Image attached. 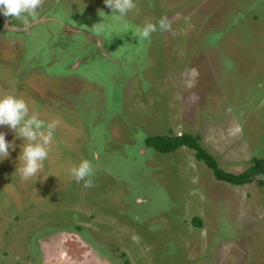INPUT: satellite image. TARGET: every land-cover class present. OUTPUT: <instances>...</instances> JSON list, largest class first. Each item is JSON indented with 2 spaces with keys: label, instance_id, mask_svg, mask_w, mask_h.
Returning <instances> with one entry per match:
<instances>
[{
  "label": "rangeland",
  "instance_id": "obj_1",
  "mask_svg": "<svg viewBox=\"0 0 264 264\" xmlns=\"http://www.w3.org/2000/svg\"><path fill=\"white\" fill-rule=\"evenodd\" d=\"M135 5L123 21L104 0L1 15L0 95L59 126L27 181L16 172L23 140L0 126L17 145L0 162V264H264L261 177L232 185L193 149L146 144L200 135L233 173L264 158V0ZM162 17L171 31L144 40L131 30ZM83 159L90 188L69 175Z\"/></svg>",
  "mask_w": 264,
  "mask_h": 264
},
{
  "label": "clouds",
  "instance_id": "obj_2",
  "mask_svg": "<svg viewBox=\"0 0 264 264\" xmlns=\"http://www.w3.org/2000/svg\"><path fill=\"white\" fill-rule=\"evenodd\" d=\"M104 4L111 9V13H116L115 18L121 21L136 7L135 0H104ZM41 5L42 0H0V15L26 19L35 16ZM102 11L100 10L99 15L103 17V22L106 17L101 15ZM158 29L163 32L171 31L172 25L167 17H162L157 23L146 22L142 28L131 30L138 38L148 40ZM0 126H7L15 133L16 139L23 140L18 157L20 166L16 167V172L26 181L36 178L42 173L44 162L49 158L59 122L42 120L38 114L33 113L24 98L5 94L0 95ZM6 135L7 133L0 131V162L11 156L10 150L17 148L15 141L9 142ZM69 175L77 183L83 182L85 188L93 186L94 167L88 159L72 166Z\"/></svg>",
  "mask_w": 264,
  "mask_h": 264
},
{
  "label": "trees",
  "instance_id": "obj_3",
  "mask_svg": "<svg viewBox=\"0 0 264 264\" xmlns=\"http://www.w3.org/2000/svg\"><path fill=\"white\" fill-rule=\"evenodd\" d=\"M6 25L5 19L0 15V32L6 28ZM201 139L200 135L191 133H184L181 136L157 135L147 138L146 144L162 153L175 152L181 147L193 149L196 152L197 159L203 161L212 169L218 180L232 185L241 186L252 183L259 177H261L259 182L264 184V158H254L252 165L242 173L228 172L221 167L219 161L201 144ZM196 222L201 226L200 218H197Z\"/></svg>",
  "mask_w": 264,
  "mask_h": 264
},
{
  "label": "crops",
  "instance_id": "obj_4",
  "mask_svg": "<svg viewBox=\"0 0 264 264\" xmlns=\"http://www.w3.org/2000/svg\"><path fill=\"white\" fill-rule=\"evenodd\" d=\"M49 244V243H48ZM49 247H50V245H49ZM48 251V250H47ZM53 251V250H52ZM51 252V250L49 249V251H48V253H50ZM68 256V255H67ZM54 259H55V257L52 259L53 260V262L51 263V264H60V263H55L54 262ZM72 260H74V259H72ZM72 260H70V259H65V261H67V262H70V261H72Z\"/></svg>",
  "mask_w": 264,
  "mask_h": 264
},
{
  "label": "flooded vegetation",
  "instance_id": "obj_5",
  "mask_svg": "<svg viewBox=\"0 0 264 264\" xmlns=\"http://www.w3.org/2000/svg\"><path fill=\"white\" fill-rule=\"evenodd\" d=\"M44 240H47V238H44ZM44 240H43V241H44ZM50 240H51V239H50ZM50 240H49V241H50ZM49 241H48V242H49ZM53 243H56V241H55V240H53ZM50 244H51V243H50ZM52 247H53V245H52ZM52 247H51V250H53V249H54V248H52ZM53 251L57 252V250H53Z\"/></svg>",
  "mask_w": 264,
  "mask_h": 264
}]
</instances>
